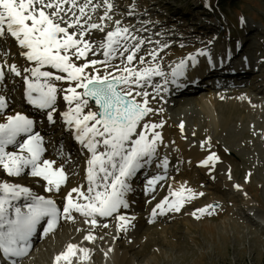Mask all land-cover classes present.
Listing matches in <instances>:
<instances>
[{
	"label": "snow or ice",
	"instance_id": "1",
	"mask_svg": "<svg viewBox=\"0 0 264 264\" xmlns=\"http://www.w3.org/2000/svg\"><path fill=\"white\" fill-rule=\"evenodd\" d=\"M69 2L73 7L78 6V0H0V45L11 42L18 50L17 55L30 65L0 63V84L8 74L20 77L26 85V102L43 111L49 123H56L54 113L61 116L73 132V138L90 153L86 159L87 187L85 190L72 188L64 198L66 203L62 210L55 200L36 195L28 187L0 182V264L10 259L11 264H17V259L12 258H22L28 253L38 226L45 225L43 231L47 234L55 230L61 217L72 219L73 212L93 217L90 222L95 225L96 216H113L121 208H127L125 194L131 190L128 181L152 162L157 154V142L162 140L160 132L155 131L162 125L151 123L149 119L155 110L150 106L151 93L147 88L152 86L158 90L159 85L151 83L152 77L164 73L158 67L131 66L133 61L141 65L147 63L143 56H138L144 41L131 37L136 42L129 43V29L118 27L108 31L105 40L94 44L88 39L91 31L103 32L104 28L96 23L86 28L81 17L65 7ZM87 6V3L79 6V12L84 14ZM107 7L111 9L112 5ZM97 48L101 49L99 54L105 58L103 61L90 58L97 54ZM0 52L7 54L6 47L0 48ZM149 55L154 57L155 53ZM115 59H120L123 66L112 64ZM97 65L119 74L110 70L101 74ZM182 66L183 62L178 67ZM172 75L176 76L177 72L173 71ZM59 81L66 82L68 87L58 88L55 82ZM60 93H64L62 99L67 102V110L57 113ZM90 101L94 102L96 110L85 112ZM7 107L6 97L0 95V114ZM9 146L18 151H7ZM45 151L44 138L34 131V121L28 116L16 113L0 122V170L9 177H19L27 169L31 177L45 182V192L59 193L68 175L63 164L43 158ZM214 159H217L214 154L210 155L202 165L207 166ZM162 166L167 168L166 158ZM162 179L163 176H156L148 180L147 190L154 191L153 186ZM184 190L181 186L180 192L171 195L180 196ZM20 201L23 202L15 203ZM181 206L180 202H170L166 197L156 208L161 213L178 212ZM211 207L199 211L205 213ZM117 218L123 222L121 227L130 222L123 215ZM85 239L93 237L89 235ZM75 248L68 245L66 253L55 257L56 264L62 258L68 260Z\"/></svg>",
	"mask_w": 264,
	"mask_h": 264
},
{
	"label": "rangeland",
	"instance_id": "2",
	"mask_svg": "<svg viewBox=\"0 0 264 264\" xmlns=\"http://www.w3.org/2000/svg\"><path fill=\"white\" fill-rule=\"evenodd\" d=\"M101 1L102 0H78L77 7H73L71 2L65 5V7L74 9L73 11H75L77 16L81 17V23L84 24L86 28L92 23L99 24L104 28V24L102 23V21H104V10H94L95 6L102 3ZM110 1H113L112 8L114 13L109 15L112 17L114 16V18L116 17L117 20L122 23H129L127 21L130 20V18L128 19L130 16L128 8L132 5L140 7V9L141 7L150 9L149 11L153 13V19H159L149 24L147 20H149L150 17H148L144 20V22L148 24L145 28H139L136 31L129 29V43L136 42L131 39L135 34L140 35L137 40L144 41L138 56H149V59H151L153 56H150L149 53H155V57L166 55V62L168 60L174 62L176 59L182 57L185 51L194 48V43L197 38L192 36L193 33L200 32V26L213 23L210 21L217 15H220L222 17H220L221 19H226L228 22L230 19L232 23L237 21L244 24V28H247L253 37L247 49L250 47H257L254 54L257 53L258 50H264V48L258 45L260 44L258 39L264 38V0H235L233 1V5L228 4L229 2L223 3L221 1V4H218L215 0H209V6L213 10V15H207V9L203 8V6L206 7L205 5L208 3V0ZM85 3H87L88 6L85 8L84 14H81L79 12V6ZM198 6L199 8H197ZM218 7L221 10L220 13L216 11ZM95 12L97 13L95 14ZM96 17L98 20L94 19ZM169 24L173 26L163 29V27H168L167 25ZM118 27L122 28L121 26ZM118 27H113L112 29ZM181 27L183 29L186 27L190 32L192 31L190 27L194 29L193 33L184 35L189 37L188 41L184 40V42H180L179 39L182 34L180 30ZM233 29L235 28L231 26V30ZM237 29L238 27H236L235 30ZM92 31L97 34L102 33L98 30ZM104 31L107 30L104 28ZM177 42L178 45L173 48L172 45ZM5 47L7 54L0 52V57H2L0 60L2 63L5 65L17 64L20 57L12 52L14 48L8 46V44L6 46L0 45V48ZM9 51L10 53H8ZM213 51V48L210 49V52ZM95 56L105 59L103 55L98 54V48ZM175 65L176 64H174V66ZM258 73L264 75V67H262ZM167 75V73L164 75L159 82L160 84L166 81ZM246 80L250 87L261 91V95L264 94V80L258 78L257 75H252ZM18 83L17 77L11 74H8L6 80L3 82V84L7 86V90L3 91V95L6 97L8 105H12L9 108L10 110H4L3 113L5 114L11 112L13 108L17 107V104L21 103L20 98L16 96V94L19 93L17 92L19 90ZM14 84L15 86H12ZM147 91H149V89ZM236 93L242 94L243 92L242 90H238ZM257 94L258 93H254L252 96L256 97ZM201 96L202 95L183 96V102L180 100L182 103L171 110L174 112V117L176 118V114L179 113L182 107L183 110L191 108V106H185L189 101ZM256 99L258 98L248 99L245 105L236 108L237 110L230 106L228 107L226 104L224 105V103H217L216 107L220 109L216 110L219 115H222V118L219 122L220 127L218 126L216 129H208L202 116L196 119L197 121L194 124L195 127L198 128L191 131V136L187 135L186 137H192L191 144H195V146L204 144L203 141L210 139L212 142L210 143V150L212 155L214 154L217 158L214 159L211 167H216V170L212 168L210 170L211 174L206 175V167H201L200 163H193L189 167H182L180 164L182 160L177 156H172L171 161L175 167L172 177L173 179L175 178L176 181L177 178L175 176H177L178 173L190 174L189 177L191 180H197L203 185L200 186L198 183H193L197 186V189H199V186L201 187L199 190L206 191L207 194L202 193L203 195L191 196L188 201L189 204L182 207L180 215H171L168 216V218L161 217L158 212L156 213V218L150 217L149 210L139 207L135 217L137 221L135 228L125 230L124 236L129 238L130 241L127 240V242H124V244L119 247V254L121 252H127L133 264H264V228L260 229V227H258L261 224H256V226L253 225L254 222L251 217L245 214L248 208H252L256 211L255 213H258L264 220V116L261 114L253 116L254 114L252 115V113L248 112L255 109L253 102H255ZM63 106L62 96H59L56 104L57 113ZM230 110L235 111L233 115ZM187 113L189 115V112ZM54 115L57 114L54 113ZM40 117H42L41 120L43 121V125L41 126V130H38L47 133L42 134L45 139L44 147L47 152H53L54 156L58 155L56 151L57 146L52 143L58 144L57 137L64 129L59 122L48 124L45 114ZM44 125H46V128L42 130ZM70 140V136L65 135L62 142L66 144L67 141ZM11 151H13V149H11ZM73 152L72 161L80 167V159H75L78 156L76 155L78 152ZM212 173L215 174L216 177L217 175H219V177L223 174L227 175V177H221L223 181L227 180L228 177H233L234 183L237 185L240 184L244 189L245 197L239 195L235 196L231 192H228L227 189L225 190V188H218L216 182L220 179L214 180L211 176ZM72 179L74 180L73 182L71 181ZM72 179L69 180L68 187L76 186L75 180L77 177ZM206 180L214 182V184L207 183ZM170 182H172V180L167 182L168 187ZM165 189H167V187L163 186L161 190H158L154 201L148 202L150 207L152 205L157 206L158 203L162 202ZM211 196L219 199L221 203L220 206L208 208V211L203 214L204 216L201 217V214H199L197 216L200 218L197 219L193 213L197 214L203 207V203L207 202V198L209 201ZM208 212H210L211 215H209ZM142 213L144 214L142 215ZM189 216L192 221L188 220ZM138 220L142 221L143 224L138 225L140 223ZM64 223H66V221L62 222V224ZM163 228L165 233L161 234ZM57 230H60V228ZM136 231L138 234L137 239L134 235ZM58 233L60 234L59 237H57ZM58 233H55V237H52L47 244L37 245L41 250L34 249L27 256L28 260L30 261L33 258H37L39 261H42L41 263H44V259H40L39 255L44 254L46 251L49 253L51 252L52 255L55 250H58L59 246H61L59 241L62 234L60 232ZM65 233H67V230L64 231V234ZM98 241H100L101 244L100 246L98 244V247L97 244L94 245L96 250L91 252L90 258L93 255H99L100 262L95 264H115L112 259L106 262L107 259L105 258L104 250L107 249V246L103 245L105 239L102 234L97 237L96 242L98 243ZM90 258H88L87 264H94Z\"/></svg>",
	"mask_w": 264,
	"mask_h": 264
},
{
	"label": "bare ground",
	"instance_id": "3",
	"mask_svg": "<svg viewBox=\"0 0 264 264\" xmlns=\"http://www.w3.org/2000/svg\"><path fill=\"white\" fill-rule=\"evenodd\" d=\"M105 13V14H104ZM103 13V20L102 23L105 25V20H111L112 19V16L109 15V14H112L114 13V10L113 8L111 7V9H109L108 13L107 11H104ZM107 13V15H106ZM71 15V13L69 14V16ZM95 20H98V18H94ZM129 19V18H128ZM127 20V19H126ZM128 21V20H127ZM216 25H219L221 26L223 29H229L230 26H224L222 25L220 22H214L211 24V26H205V25H202L200 26L201 28H206V30H210L211 28H213L214 26ZM117 29V28H116ZM200 29V28H199ZM217 29H214V31H216ZM216 32H219L220 35H223V31H216ZM107 32L106 31H103L101 34H97V33H94L93 31H91V35L88 37V39L91 41V42H96V43H99L100 41H103L106 39V34ZM264 39V38H263ZM9 44L11 45V42H9ZM13 47V46H12ZM14 49L17 50V48L13 47ZM101 51V49L99 50V52ZM19 56V55H18ZM91 59H99L97 58L96 56L94 55H91L90 56ZM147 58H145L146 60ZM101 60V59H99ZM103 61V60H101ZM0 63H2V61L0 60ZM77 63H81V61H77ZM112 64H117V65H121L123 66L122 64V61L120 59H115V60H112L111 61ZM17 66H30L28 64V62H26L22 57H20V61L18 62V65ZM132 67H136V68H144V67H147L146 64L144 65H141L138 63V61H133V64L131 65ZM170 67V66H168ZM97 69H99V72L101 74H106V72L108 70L110 71H113L114 74H119V73H116L114 69H107L105 68L104 65H97L96 66ZM161 71L164 70L162 68H159ZM198 70H200L199 68H187L186 71H183L184 72V77L186 79H188L189 77H194L195 74L196 75H199L198 73ZM55 71V70H53ZM91 71H94V70H91ZM158 76H153L152 78H156ZM19 89H25L26 88V85L23 83V80L19 77ZM58 86V88H64L66 89L68 87V84L66 82H63V81H59V82H55ZM157 83V82H156ZM7 89V86L5 84H0V95H3V91H5ZM77 91H81V89H77ZM64 93H60L59 96H63ZM202 94H205V96H201L199 98H196V99H193L191 101L188 102L187 105H185L186 107L188 106H191V108L189 109H184L183 110V107L181 108V110L179 111V113L176 114V118L174 117V112L171 111L172 108H175L178 106V103L176 102V105H173L171 107H168L167 105L162 107L160 105V103L152 100L150 98V104L152 105V107L154 108L155 110V113L158 114L159 116H162L161 113L159 112L160 110L159 109H163V110H168L171 112V124L172 125V136L170 135V130H169V123L168 122H165V124H161L162 127L160 128H157L155 131H158L160 132L161 134V137H162V140L161 141H158L157 142V154L154 156V157H158L159 154L162 155V153H164L166 155V159L168 161V169L167 170H170L172 171L173 170V164L171 162V157L172 156H177L179 159L182 160V162L180 163L182 167H189L191 166L194 162L196 161L197 163H200L202 165V161L206 160L210 155H212V152H211V147H210V143H212L210 141V139H207L204 142V144H200L198 145L197 149L198 150H195V148L191 145H189L188 143H190V140L189 138L190 137H186V139H179L178 137H174L176 134H177V131H176V128H179V129H182L184 131V133H187L188 136H191V131L192 130H196L198 127H195V122L197 121L196 119H199L200 116H202L203 118V121L206 122L205 124H207V127L208 129H216L218 128V126L220 127V120L222 118V115H219V113L217 112L216 109H220L219 107H216L217 103H224V105L226 104L228 107L230 106L231 108H240V105L238 104V100L236 99V96H233L232 92H230L228 95H226V93L223 91V90H218L214 95L212 92H208V93H202ZM217 94V95H216ZM226 95V97H225ZM58 96V97H59ZM183 96V95H182ZM210 96H213L215 97L214 99L210 98ZM58 99V98H57ZM137 99H140L139 97H137ZM63 103H64V107L61 109V111L59 113H62L64 111L67 110V102H65L63 100ZM11 105V104H10ZM12 106V105H11ZM10 106V107H11ZM20 108V112H18L17 110V107L13 108V110L11 112H9L8 114H5V113H2L0 114V122H4L6 116L8 115H14L16 113H21V114H24L25 115V110L23 108H21V105L19 106ZM255 109H252L251 111H248L250 113H252L253 116L255 115H262L264 116V102L263 101H260L256 107H254ZM6 109L10 110L9 107H7ZM91 109L87 108L85 109V112L89 111ZM237 110V109H236ZM233 115V113L235 111H232L230 110ZM189 112V115L188 113ZM31 114V112H28ZM54 115V114H53ZM54 119L60 121L63 126H61L64 130L62 131L63 133V139L65 137V135H70L71 133H73L72 131H69L68 127L64 124L61 116L59 115H54ZM150 122L151 123H155L154 121V118L150 116ZM159 121H164L163 118H161ZM181 125L183 127H181ZM192 127V128H191ZM46 128V125L43 126L42 130ZM66 128V129H65ZM45 133V132H44ZM47 134V133H46ZM41 136H43L42 134H40ZM73 138V136L71 137ZM55 140V139H54ZM57 148H56V151L58 152V156H60V164H64V161L66 160V155L67 153H65L67 151V147H65L63 145V140H62V137H58L57 138ZM191 142H192V139H191ZM54 143V142H53ZM185 144H188V145H185ZM77 146H81V145H77ZM184 147H188V151H190V155L188 158H186L185 156H183V152L182 150H184ZM11 149H14L13 146H9L8 149H6L7 151H11ZM79 154V158L80 161H81V166L78 167L79 169L78 170H74V175L77 177V180L76 181V186L75 187H80L81 190H85L86 187H87V180H86V167L85 166V163H86V159L90 157V153H87V151L84 149V150H81V152H78ZM162 163V162H160ZM160 163L157 161V166L158 167H155V168H152V162L151 163H148L146 164V166H144L143 168H141L140 170L137 171V173L130 178V180L128 181L130 186H131V189H133V194L131 196H129L126 192L125 194V200L128 202V204L131 202L133 203H138V199L147 195V186H144V185H139V186H136L137 183L140 184L142 181V177L145 175V176H148V174H152L154 177L156 176H159L160 173H164L162 172L160 169H159V165ZM59 164V163H58ZM212 163L210 162L207 166H204L206 167L205 169H210ZM203 166V165H202ZM150 167V168H149ZM139 173V174H138ZM172 172H169L167 174V178L164 176L165 178V181H171L170 184H169V188L167 189L168 193H167V198L168 200L171 202L173 201L172 199V195L171 193L172 192H180L181 190V186H184V191L181 192L179 198H178V202H180L182 204V206L180 207V209L184 206V205H187L189 203L185 202V199L187 198V194L189 193L187 190L190 189L191 190V193L194 195H199L200 193H203V194H207L206 191H202V190H199L197 189V186H191L193 184H190V182H192L191 178L189 177L190 174H185V173H179L176 177H177V180L176 181H173V177H172ZM208 174H210L209 170H208ZM222 176H226L225 174L221 175L219 177V175L214 176L215 179H220L219 181L216 182V186L218 188H221V189H224L225 190L227 189L228 192H231L233 195H239V196H243L245 197V191L244 189L241 187V185H237L234 183L233 181V177H228L227 180L223 181L221 179ZM229 176V175H228ZM24 179L21 178V180L18 178L16 183L17 182H21L23 181ZM24 181H26V183H28L30 185V181L31 179L27 178L25 179ZM0 182H5L3 181L1 178H0ZM45 184V182H44ZM68 185V184H67ZM238 186V187H237ZM211 187V186H210ZM72 188L74 187H65V191L68 193ZM156 192V191H155ZM155 192L153 194H150L149 197L151 196H155ZM149 195V194H148ZM73 196H76L75 193H73ZM181 196L183 197V199H181ZM154 199V198H153ZM207 202L203 203V207L201 209H204V208H207V206L211 205L213 208L217 207V206H220V202H219V199L218 198H215L214 196H211V198L209 199L208 201V198L206 200ZM83 202V201H81ZM185 203V204H184ZM184 204V205H183ZM143 205V209L145 210H149V213L150 214H153V210L156 209V213L158 212L161 217H167L173 213H176L174 210H166L165 212L161 213V210L160 209H157L155 205H152L151 207L148 205V202L146 204H142ZM165 208H167V206H165ZM256 211L252 208H248L245 212V214L249 215L251 217V219L253 220L254 224L256 226V224L258 225L260 222L262 223V225L258 226L260 227V229H263L264 228V220L263 218L258 214V213H255ZM118 214L119 215H127V214H132V218L136 216V212L135 210H131L129 207L127 208H121L119 211H118ZM201 214V217H203L205 213H201L200 211L197 212V214H195V216L197 217V215ZM78 216V219L81 218V215L79 213H75L73 212L72 213V217L75 219L77 218ZM156 215H153V217H155ZM91 219H93V217H90ZM65 219V218H64ZM76 222L78 221L77 219H75ZM188 220L192 221L191 217L189 216L188 217ZM194 221V220H193ZM143 224V222H140L138 225H141ZM131 225H135L134 223V220H132V224ZM61 226V225H60ZM59 226V227H60ZM58 227V228H59ZM176 229V228H175ZM67 230V229H63L62 231H60V233L62 234L61 238H60V243H61V246H59V249L58 250H55V254L51 255L48 251H46L44 254H40L39 257L40 259H44L43 261H46L45 264H56L55 262V257L60 255L61 253H66L67 250H68V245H75L76 248L73 249V252L71 254H69L68 256V260H65V259H61L59 261V264H87L88 262V258H90L91 256V250H95L96 247L94 246L95 244L93 245H89L88 242L87 244H79L78 242L81 240L80 239H77V241H70V235H69V231H67V233L64 234V231ZM52 232H55L52 231ZM50 232V233H52ZM48 233V234H50ZM165 233V230L163 228V231L161 234H164ZM57 234V233H56ZM59 233L57 234V237H59ZM135 235V238L137 239V231L134 233ZM38 236V234H37ZM82 237H86V236H82ZM125 242V241H124ZM123 240L122 239H115L113 236H111V238H107L105 239L104 241V246H107V249L104 250V253H105V258L107 259L106 262L110 261L111 259L115 262V264H133L132 263V259L129 258V255L127 252H120L119 250V247L124 244ZM97 244V247H98V244L100 246L101 242L98 243L96 242ZM32 248V247H31ZM30 248V249H31ZM36 250H41L39 247L35 248ZM81 249L83 250H86V251H80ZM47 250V249H46ZM99 255H93L90 259L91 261L95 264V263H99L100 262V259H99ZM37 260V261H36ZM39 259L37 258H33V261L31 262L32 264L33 263H37V264H40L39 262ZM7 264H10V263H7Z\"/></svg>",
	"mask_w": 264,
	"mask_h": 264
},
{
	"label": "trees",
	"instance_id": "4",
	"mask_svg": "<svg viewBox=\"0 0 264 264\" xmlns=\"http://www.w3.org/2000/svg\"><path fill=\"white\" fill-rule=\"evenodd\" d=\"M219 1H220V2H219L220 4H221V1H222L223 3H227V2H229L228 4L233 5V3H234L233 1H235V0H230V1H229V0H219ZM228 4H227V5H228ZM220 8H221V6H220Z\"/></svg>",
	"mask_w": 264,
	"mask_h": 264
}]
</instances>
